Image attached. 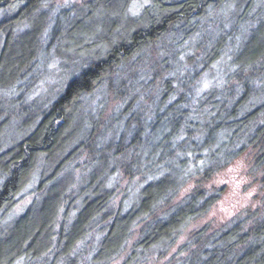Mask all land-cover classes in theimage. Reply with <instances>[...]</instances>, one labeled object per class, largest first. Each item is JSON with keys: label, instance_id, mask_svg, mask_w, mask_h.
I'll return each instance as SVG.
<instances>
[{"label": "trees", "instance_id": "obj_1", "mask_svg": "<svg viewBox=\"0 0 264 264\" xmlns=\"http://www.w3.org/2000/svg\"><path fill=\"white\" fill-rule=\"evenodd\" d=\"M50 1L0 0V264H85L86 255L90 264L163 259L221 196L222 188L205 186L216 172L249 153L264 183V11L247 0L250 16L230 33L222 26L204 33L199 64L207 70L210 60L222 61L226 68L222 84L203 91L201 71L191 69L196 58L185 54L190 69L180 67L175 45L197 35L200 19L213 11L219 17L232 5L237 13L242 0H152L133 30L125 27L131 0L117 10L114 0H95L92 15L66 27L52 26ZM109 8L116 15L104 25L107 51L85 56V39L99 34L88 19ZM55 40L66 57L81 58L71 78L54 100L28 103L25 95L16 104L24 87L29 95L40 81ZM152 49L150 72H169L156 93L141 89L134 73ZM133 183L136 197L126 204ZM191 235L178 250L183 258L165 264H264V204Z\"/></svg>", "mask_w": 264, "mask_h": 264}, {"label": "rangeland", "instance_id": "obj_2", "mask_svg": "<svg viewBox=\"0 0 264 264\" xmlns=\"http://www.w3.org/2000/svg\"><path fill=\"white\" fill-rule=\"evenodd\" d=\"M120 1L121 3H124L123 0L110 1L112 2L111 7L117 10L116 7L119 6ZM151 1L152 0H131L129 2L127 7L128 9L126 10V28L130 27V29L133 30L138 27V24L136 23L137 20L133 19L139 17L147 8H150L149 6L152 3ZM94 2L95 0H52L48 2L47 6L50 7V20L52 21V26L62 24V26L64 25L66 27L67 25L70 26L72 22L74 24L78 18H80L81 20L87 19L88 14L92 15L94 13L89 12L90 10H92L91 6L96 4ZM241 2L242 3L238 4L237 6V13L235 14L233 13L235 8H233L232 5H229V7L225 6L220 8L218 12L219 17L216 15V11H213V13L215 14L210 13V15H208V18L200 19L201 22L197 24V30H202L196 31L197 35L196 33H194L184 43L175 45V60L178 57V60H180V67L190 69L189 62H184L183 60L185 54H190L191 56H194V58H196V61L192 65L191 69L194 67L196 68V70L198 69L201 71L199 83H201L202 86H206L205 89L203 88V91H207L208 87H219L222 84V73L225 72L226 63L224 62V64L222 61L218 62L210 60V63L208 62V69L204 70V64L202 62H200L199 64L198 61L199 59L201 60L206 57V55L203 51L204 48H202L204 44H201L199 42L201 40L203 42H205L206 40L207 42L208 37L204 36V33L205 35H207L208 31L210 30L219 32L218 29L220 26H222L221 30L223 29V31L230 33V30H232V26L237 24L236 22L239 21L241 17H243L244 15L246 17L250 16L249 14H246V11L249 8L245 10L249 2L247 0H242ZM254 8H260L262 9L261 11H264V0H256ZM114 15H116V13H114L111 8H109L106 11H98L97 13H95L94 17L91 18V20L88 19L91 27L98 28L99 34H96L95 32L96 35L94 34V36H91V38L89 37L88 39H85L86 44H91V42L93 41L98 42L97 44H92L93 46H90V44L88 45L87 50H89V52H87L85 56L95 54L100 56L105 54L108 49V44L104 40L107 36H109L110 30L104 28V25L106 24V22L111 23ZM148 15L149 13H146V16ZM123 32L125 33V30ZM123 32L122 30L120 32L116 30L112 34L115 35L119 33L118 35H120L121 38L124 37ZM64 34L65 30L60 39V42L63 43V46L67 42ZM203 36L205 37V39ZM57 42L55 40V49L53 53H51L52 55H50L43 61V65H41L42 68L38 71L40 81L35 84L34 89L32 88L33 91L30 92L29 95L28 89H25L26 87H24L22 89V92H20L17 97L18 102L16 104L22 102L25 95L27 96L28 103L37 101V104H40L42 103L41 101L45 102L48 100H54L58 96V93H60L64 88L63 86L66 84L68 79L71 78V71L75 70V68L77 67L74 62H76L77 60L80 61L81 58L79 59V55H75V53L73 52H71L72 54L69 56V58L66 57V54H64V50H61V47L63 48V46L61 45L60 48L56 47L58 44ZM168 42V44H166L170 45L171 41ZM172 44L174 43L172 42ZM154 51L155 49H152V51L150 52V58L147 59V56H145L144 58L139 59L138 64L140 65L137 68V71H134V73L139 76L138 84H140L141 89L145 87L147 88V90L152 89L151 93H156V91L161 86V80L163 79V76L169 74V72H167L166 74L163 72L164 75H161L159 69L155 70V75L150 72V69L152 68V65H150V59H152V54ZM181 52H183V55ZM225 61H227V59ZM182 72L183 71H181V73ZM152 79L153 85L150 87L148 84ZM99 99L100 98H96L95 102H97ZM111 102L112 101H110L109 104H111ZM16 104H14V106ZM110 109H113V105L110 106ZM19 125L20 123L15 124V126ZM254 167L255 166L253 158L251 155H249V153H247L236 158L235 161L225 166L224 169L216 172L215 175L211 178L212 180L206 182L205 185L211 189H215V187L222 188L221 196L218 198L216 204L210 207L205 216L196 218L194 221L189 223V225L184 229V232L181 234V237L175 243L174 248H172V250L167 255H165L163 259H159L156 256H153L149 258L148 262L146 261L147 263H145L165 264L168 261H178L180 260V258H183L184 255L179 254L178 250L181 245H183L189 239V237L192 236V233H195L197 230L206 227L209 231H215L224 227L228 223H231L233 219L239 216V214H244V212L249 211V209L255 210L257 208H260V206L264 204L263 174L261 170H254ZM125 185L128 186V184L123 185V188L119 191L120 194L118 193L119 196L115 200L117 204L123 197L122 193L124 192V188H126ZM136 186L137 184L133 183L132 185H130V188H128V191L126 193L127 196L124 200L125 203L128 200L134 201V198L136 197L135 192L137 191ZM193 186L194 183H190L188 186H186L182 190L183 192L181 193V196L179 198L181 199L188 193H190V190L193 188ZM30 200V197H27L24 200H20L13 208L14 210L12 212V215L19 214V212L23 210V207L30 203ZM88 256L89 255L84 256L85 264H90V262L87 261L89 259ZM123 258L124 257L121 256L119 259L111 262L110 264H122L124 261Z\"/></svg>", "mask_w": 264, "mask_h": 264}]
</instances>
